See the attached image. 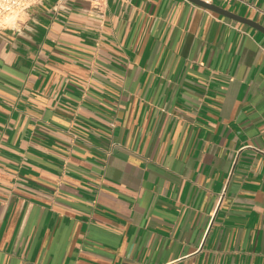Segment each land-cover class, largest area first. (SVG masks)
<instances>
[{
	"label": "crops",
	"instance_id": "1",
	"mask_svg": "<svg viewBox=\"0 0 264 264\" xmlns=\"http://www.w3.org/2000/svg\"><path fill=\"white\" fill-rule=\"evenodd\" d=\"M0 264H264V32L190 0L0 31Z\"/></svg>",
	"mask_w": 264,
	"mask_h": 264
},
{
	"label": "clouds",
	"instance_id": "2",
	"mask_svg": "<svg viewBox=\"0 0 264 264\" xmlns=\"http://www.w3.org/2000/svg\"><path fill=\"white\" fill-rule=\"evenodd\" d=\"M17 0H0V26L18 27V14L13 5Z\"/></svg>",
	"mask_w": 264,
	"mask_h": 264
},
{
	"label": "built area",
	"instance_id": "3",
	"mask_svg": "<svg viewBox=\"0 0 264 264\" xmlns=\"http://www.w3.org/2000/svg\"><path fill=\"white\" fill-rule=\"evenodd\" d=\"M42 0H17V2L13 5L15 12L18 14V27L12 28L8 26H0V31L3 30H17L21 24H23V17L28 14L29 9L41 2ZM208 4H212L213 0H203Z\"/></svg>",
	"mask_w": 264,
	"mask_h": 264
},
{
	"label": "water",
	"instance_id": "4",
	"mask_svg": "<svg viewBox=\"0 0 264 264\" xmlns=\"http://www.w3.org/2000/svg\"><path fill=\"white\" fill-rule=\"evenodd\" d=\"M190 1L193 2V3H195V4H197V5H199V6H201V7L206 8V9H208V10H211V11H213V12H216V13H219V14H221V15H223V16H226V17H228V18L234 19V20L239 21V22L244 23V24L251 25V26H253V27H255V28H258V29L261 30L262 32H264V28H262V27L259 26L258 24H255V23H253L252 21L247 20V19H245V18H241V17H239V16H236V15H234V14H231L230 12L221 9V8H219L218 6L214 5V4H208V3H206V2L203 1V0H190Z\"/></svg>",
	"mask_w": 264,
	"mask_h": 264
}]
</instances>
